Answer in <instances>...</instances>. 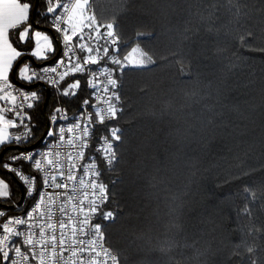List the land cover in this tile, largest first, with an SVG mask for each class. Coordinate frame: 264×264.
Instances as JSON below:
<instances>
[{"label":"snow or ice","instance_id":"obj_1","mask_svg":"<svg viewBox=\"0 0 264 264\" xmlns=\"http://www.w3.org/2000/svg\"><path fill=\"white\" fill-rule=\"evenodd\" d=\"M43 3L46 14L51 17V28L59 34L62 54L54 66L37 68L22 61L26 53L14 46L12 37H18L20 42L34 41L35 47L28 54L37 61H48L50 54L56 53L53 38L34 29L29 22L33 9L29 0H0V152L5 158L0 167L14 174L23 184L26 200L35 197L34 205L23 216L8 215L6 210H0V218L6 217L0 219V264H126L121 253L109 243L111 237L107 232L119 216L111 207L117 197L115 186L124 182L121 173L128 138L120 121L125 118L128 97L124 94L123 77L129 71L148 69L157 60L138 45L132 46L130 51L122 50L119 23L99 20L91 12L90 0H43ZM200 3L204 7L195 15L203 31L218 37L223 28L225 35L231 37L223 47L217 44L213 56L219 59L230 50L236 60H242L234 46L237 41L244 49L264 54V0H259L260 19L256 22L259 27L256 23H247L253 18L245 11L248 5L242 0H200ZM222 10L227 11L230 19L227 24L219 25ZM39 23L37 20L36 24ZM201 27H185L180 45L170 49L175 57L171 63L178 66L179 75L195 77L204 98L212 99L215 94L216 99L215 103L204 106L209 115L199 127L176 118V140L180 143L195 135L201 142L211 143L219 137L239 147L247 135L245 121L249 116L241 111L239 103H222L221 96L227 98L240 88L249 89L255 81L249 79L243 85L238 81L229 83L224 73H221L219 83L201 79L195 61L203 53L192 46L197 43L195 38L199 37ZM233 32L237 34L232 35ZM189 41L191 44L187 43ZM229 44L233 45L231 49ZM137 52L138 57L133 55ZM235 66L232 62L226 65L228 69ZM70 73L88 76L86 85L90 94L82 100L79 115L74 122L65 123L69 120L68 113L63 107L55 106L48 117L47 131L39 140L43 147H30L37 142L38 124L33 122L29 110L39 107L42 95L35 88H22L11 77L15 75L17 81L30 86L43 82L62 97H76V90L81 88L80 79L61 87V82ZM258 94L264 117V72ZM244 103L249 104L252 111L257 107L248 101ZM223 108L236 112L239 121L225 119ZM260 136L264 149V122ZM61 145L70 147L64 161L58 150ZM22 147L27 150L21 151ZM228 150L231 152V147ZM250 152L251 147L244 155L248 156ZM233 159L235 163L229 164L227 169L233 181H243L258 170H264V152L261 163L255 166L246 165L239 154ZM17 162H28L36 175L26 174L16 166ZM192 168L191 174L195 176L198 166L193 164ZM142 171L137 172V179L145 178L140 175ZM193 183L185 184L183 196L192 195ZM258 187L260 195L255 180L237 185L236 195L240 202L232 204L234 227L229 229L237 239L232 242L223 264H264V257L258 255L256 246L257 234L264 241V180ZM0 200L16 207L12 204L10 183L6 178H0ZM185 206L180 195L173 197L171 212L178 217L176 227L182 233L185 230ZM218 214L213 209L211 213L192 215L191 219L202 226L200 236L205 234L209 223H214L213 215ZM257 221L262 222L258 225ZM192 241L185 247H195L199 242L195 235ZM259 251H264V244Z\"/></svg>","mask_w":264,"mask_h":264},{"label":"trees","instance_id":"obj_2","mask_svg":"<svg viewBox=\"0 0 264 264\" xmlns=\"http://www.w3.org/2000/svg\"><path fill=\"white\" fill-rule=\"evenodd\" d=\"M29 2L34 6V0ZM242 2L248 5L245 11L253 18L247 23L258 22L259 0ZM203 7L200 0H90L91 12L99 20L104 22L115 20L119 23L122 50L130 51L132 46L138 45L139 48L153 54L157 60L150 68L129 71L123 77L124 94L128 97L125 118L120 121L128 138L126 160L121 173L124 182L115 186L117 197L111 207L119 216L107 232L111 237L109 243L121 253L126 264H223L232 242L237 239L229 231L234 227L235 209L232 204L240 202L236 195L237 185L255 180L257 194L260 195L258 185L264 180V170H258L252 176L245 177L243 181H233L227 169L229 164L235 163L233 157L236 154L243 158L246 165L255 166L261 163V153L264 149L261 148L260 134L264 117L259 106L258 89L261 74L264 72V59H261L264 54L244 49L237 41L234 46L237 55L243 57L242 60H236L230 50L224 52L219 59L213 56L212 51L217 44L223 47L231 37L225 35L223 28L218 37L203 31L195 15ZM45 12L43 0H38L34 23L39 30L50 33L47 16L41 15ZM229 19L227 11L222 10L217 23L227 24ZM37 20L40 21L39 24H36ZM186 26L201 27L199 37L195 38L197 43L192 45L203 53L195 61L197 71L202 74L201 79L219 83L221 73H224L229 83L238 81L243 85L249 79L255 81L249 89L240 88L227 98L221 96L222 103L228 105L239 103L241 111L249 116V120L245 121L248 124L247 135L242 138L244 142L239 147H236L234 142L222 141L219 137L211 143L201 142L195 135L180 143L176 140L175 129L178 126L176 118L180 117L182 122L186 120L188 124L199 127L209 115L204 111V106L215 103L216 99L215 94L212 99L204 98L195 77L179 75L178 66L171 63L175 57L170 49L180 45ZM256 26L259 27L258 23ZM12 40L18 50L25 51V56L29 55L33 41L22 43L18 37H12ZM187 43L191 44V41ZM228 47L231 49L233 45L229 44ZM50 55V59L55 56ZM23 62L30 63L27 60ZM230 62L236 66L228 69L226 65ZM30 65L34 66L33 63ZM76 79L81 80V88L76 90L77 96L62 97L59 93L50 92L45 115L55 106L63 107L69 117L78 113L82 100L86 98L83 78L76 76L66 78L61 87H66L67 83ZM25 86L33 88V85ZM141 88L146 91L141 92ZM35 89L41 93L42 100L39 107L34 106L30 110L33 122L38 124L37 142L30 147L38 144L45 126L42 114L45 91L39 86ZM245 101L257 105L255 110H250L249 104L244 103ZM222 110L225 119L239 121L238 114L230 108ZM216 131L218 133L219 129ZM229 147L232 149L231 152L228 150ZM250 147V154L245 156L244 153ZM20 150L27 149L22 147ZM4 159L3 154L1 162ZM193 164L199 169L195 176L191 174L194 170ZM16 166L21 167L25 173L34 175L25 162H17ZM141 169L143 171L140 175L145 178L137 179V172ZM0 178H6L10 183L12 204L16 205L13 207L0 200V209L6 210L8 215L16 213L19 207L26 211L35 197L26 200L19 179L2 167ZM226 179L228 183L224 182ZM192 181H194L192 195L183 196L185 184ZM177 195L181 196L186 205L183 233L176 227L178 217L171 212L173 197ZM213 209L219 214L213 215L214 223H209L205 228V234L200 236L199 230L202 226L197 225L191 217L198 212L211 213ZM261 222L257 221V224ZM194 235L199 242L195 247H185L186 243L193 242ZM262 244L264 241H261L257 234L256 246L260 257H264V251H259Z\"/></svg>","mask_w":264,"mask_h":264},{"label":"rangeland","instance_id":"obj_3","mask_svg":"<svg viewBox=\"0 0 264 264\" xmlns=\"http://www.w3.org/2000/svg\"><path fill=\"white\" fill-rule=\"evenodd\" d=\"M37 2H38V0H37ZM35 5V4H34ZM34 7V6H33ZM45 14H46V12H45ZM46 16H47V18H48V21H49V27L51 28V17L49 16V15H47L46 14ZM31 20V19H30ZM31 22V21H30ZM35 24V23H34ZM34 27V26H33ZM34 28H36V29H38V27L36 26V27H34ZM45 33H47V34H50L53 38H55L54 39V42H55V40H57V42H58V47L60 46V44H59V42H60V40H59V36L55 33V31L51 28V30H50V33L49 32H45ZM56 44V43H55ZM57 46V45H56ZM141 49V48H140ZM59 51H60V49H59ZM58 55H59V52H58V54H57V51H56V53H55V56H54V58H52V59H49L48 61H41V62H35L31 57H30V55H27V56H25V57H30L31 59H32V61L35 63V64H43V63H47V64H45V66H50L51 65V63L53 62V61H55L57 58H58ZM134 56H136V57H138L139 56V52H137V53H135V54H133ZM25 57L24 58H22L23 60L22 61H24V60H27V59H25ZM27 61H29V60H27ZM19 62V61H18ZM17 62V63H18ZM30 63H32L31 61H29ZM35 66V65H34ZM35 67H37V68H39L38 66H35ZM90 67H94V68H97L98 66H90ZM74 76H76V77H80V78H83V90H84V93H85V95H87V92L88 91H90L88 88H87V85H86V80H87V75L85 74V75H72V76H69V77H67V79H69L70 77H74ZM13 80H14V82H16V83H18V85L19 86H21L22 88H24V89H29V87H27V86H25V84H22L21 82H19V81H17L16 80V78H15V75H13V77H11ZM65 81V80H64ZM63 82V81H62ZM61 82V83H62ZM37 86H39V87H41V88H43L44 89V91H45V95H46V91H47V93H48V95H49V93L51 92V93H54V94H56V92L53 90V89H51L49 86H47L46 84H43V82H39L37 85H33V88H36ZM45 88H44V87ZM46 89V90H45ZM48 103V102H47ZM82 104V103H81ZM47 105V104H46ZM80 108H81V105H80ZM80 108H79V111H78V113L80 112ZM46 109V108H45ZM30 111V110H29ZM51 112H49L48 114H50ZM77 113V114H78ZM47 114V115H48ZM76 114V115H77ZM47 115H45L46 116V120H47ZM76 115H74V116H72V117H69V120L70 119H72V118H74ZM48 121V120H47ZM44 123H45V121H44ZM47 124H48V122H47ZM47 128H48V125H47ZM44 129H45V126H44ZM47 130V129H46ZM12 131H15V130H12ZM43 132H44V130H43ZM41 146V144L38 142V144L37 145H33V146ZM33 146H31V147H33ZM24 151V150H23Z\"/></svg>","mask_w":264,"mask_h":264},{"label":"built area","instance_id":"obj_4","mask_svg":"<svg viewBox=\"0 0 264 264\" xmlns=\"http://www.w3.org/2000/svg\"><path fill=\"white\" fill-rule=\"evenodd\" d=\"M51 23V22H50ZM54 30V29H53ZM57 34V33H56ZM58 36H59V34H57ZM59 44H60V42H59ZM59 49H60V51H59V55H58V57H60L61 56V54H62V48H61V44H60V46H59ZM56 61V60H55ZM55 61H53L52 63H51V65L50 66H54V64H55ZM99 67V66H98ZM97 67V68H98ZM72 75H75V74H72V73H70L69 74V76H72ZM76 75H81V74H76ZM87 75V74H86ZM68 76V77H69ZM67 78V77H66ZM65 78V79H66ZM87 78H88V76H87ZM89 94H90V91H88L87 92V95H86V97H88L89 96ZM81 109V108H80ZM80 113V112H79ZM79 113L76 115V116H78L79 115ZM49 115L50 114H48L47 115V120H48V117H49ZM75 116V117H76ZM74 117V118H75ZM74 118H72V119H70V120H68V121H66L65 123H72V122H74ZM48 122V121H47ZM16 131V130H15ZM43 147V145L41 144V146L39 145V146H34L33 148H42ZM60 152H61V157H60V159H61V161H64V159H65V153L67 152V151H69L70 150V147L68 146V145H61L60 146V148L58 149ZM24 151H26V150H24ZM26 164H28L29 165V163L28 162H25ZM30 166V165H29ZM30 170L34 173V175H36V173L34 172V170H32L31 168H30ZM27 174V173H26ZM21 183V182H20ZM21 185H22V187H23V190H24V194H25V188H24V186H23V184L21 183ZM34 203H35V200H34V202L27 208V210L26 211H22V207H19V208H17L16 209V213H14L12 216H23V215H25L26 213H27V211L34 205ZM71 207V205H69V208ZM0 210H2V209H0ZM59 214H57V216H58ZM0 219H6V217L5 218H0ZM56 219V217H54V220ZM65 255H70L69 253H65ZM72 259H75V258H72Z\"/></svg>","mask_w":264,"mask_h":264},{"label":"water","instance_id":"obj_5","mask_svg":"<svg viewBox=\"0 0 264 264\" xmlns=\"http://www.w3.org/2000/svg\"><path fill=\"white\" fill-rule=\"evenodd\" d=\"M34 2H35V5H34V7H33V9H32V14H31V23L33 24V26L34 27H36V25L34 24V14H35V11H36V8H37V0H34ZM55 39V38H54ZM55 43H56V45H57V54H58V52H59V47H58V42H57V40H55ZM25 59H27V60H29V61H31L35 66H38V67H42V66H45V64H47V63H43V64H35L33 61H32V59L30 58V57H25ZM23 60V59H22ZM18 63H20V62H18ZM13 77V76H12ZM44 87V86H43ZM45 88V87H44ZM46 90V89H45ZM48 99H49V95H48V93H47V91H46V97H45V101H44V105H43V108H42V114H43V118H44V121H45V129H44V132L43 133H46V129H47V120H46V116H45V108H46V104H47V102H48ZM43 133H42V136H41V138H40V140H42L43 139ZM34 147V146H33ZM32 147V148H33ZM2 157H3V152H1L0 153V162H1V159H2Z\"/></svg>","mask_w":264,"mask_h":264},{"label":"crops","instance_id":"obj_6","mask_svg":"<svg viewBox=\"0 0 264 264\" xmlns=\"http://www.w3.org/2000/svg\"><path fill=\"white\" fill-rule=\"evenodd\" d=\"M36 29V28H35ZM37 30H39V29H37ZM42 31V30H41ZM50 35V34H49ZM51 36V35H50ZM52 37V36H51ZM53 38V37H52ZM22 43H24V42H22ZM53 43L55 44V42H54V38H53ZM35 47V42L33 41V48ZM32 48V49H33ZM31 57V56H30ZM35 62H41V61H37L35 58H33V57H31Z\"/></svg>","mask_w":264,"mask_h":264}]
</instances>
